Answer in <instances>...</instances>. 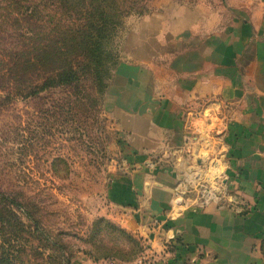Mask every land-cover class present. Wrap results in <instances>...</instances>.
Listing matches in <instances>:
<instances>
[{
  "label": "crops",
  "instance_id": "crops-1",
  "mask_svg": "<svg viewBox=\"0 0 264 264\" xmlns=\"http://www.w3.org/2000/svg\"><path fill=\"white\" fill-rule=\"evenodd\" d=\"M220 10L130 19L105 95L124 171L106 197L159 264H264V0ZM196 152L241 179L223 205L183 199Z\"/></svg>",
  "mask_w": 264,
  "mask_h": 264
},
{
  "label": "rangeland",
  "instance_id": "rangeland-1",
  "mask_svg": "<svg viewBox=\"0 0 264 264\" xmlns=\"http://www.w3.org/2000/svg\"><path fill=\"white\" fill-rule=\"evenodd\" d=\"M117 1L126 14L108 45L103 85L82 74L70 88L51 87L57 18L51 3L0 0V194L6 197L0 199V264H136L145 256V243L106 197L124 171L121 135L105 111V95L130 19L196 6L218 12L224 0ZM43 49L48 58L40 64ZM198 128L210 144L209 126ZM212 162H194L198 170L182 189L188 205H223L238 191L241 179Z\"/></svg>",
  "mask_w": 264,
  "mask_h": 264
},
{
  "label": "trees",
  "instance_id": "trees-1",
  "mask_svg": "<svg viewBox=\"0 0 264 264\" xmlns=\"http://www.w3.org/2000/svg\"><path fill=\"white\" fill-rule=\"evenodd\" d=\"M37 1L51 3L57 15L55 39L49 53L55 68L51 87L71 88L81 81L82 74L95 78L102 86L101 69L110 56L108 45L126 14L123 4L117 0ZM43 56H47L45 49L41 50L39 59L42 61L37 64L44 63ZM29 63L31 60L27 61V66ZM0 199L6 200V197L0 194ZM13 203L21 208L17 202Z\"/></svg>",
  "mask_w": 264,
  "mask_h": 264
},
{
  "label": "water",
  "instance_id": "water-1",
  "mask_svg": "<svg viewBox=\"0 0 264 264\" xmlns=\"http://www.w3.org/2000/svg\"><path fill=\"white\" fill-rule=\"evenodd\" d=\"M214 120H213V123H212V125L209 127L211 130L212 129H214ZM198 130H199V128H198ZM201 131H202V133L203 132H205L204 130H202L201 129ZM208 142V141H207ZM194 155L196 156V158H195V164H196V166L197 167H203V166H206L207 165V163L209 162V160H210V158H209V156L207 155V154H198L197 152L196 153H194ZM188 165V169H187V173H194L195 172V166H191L190 164H187ZM219 162H214L213 163V169H215V168H218L219 167ZM207 183H208V185H210L211 186V183H210V180H207Z\"/></svg>",
  "mask_w": 264,
  "mask_h": 264
},
{
  "label": "built area",
  "instance_id": "built-area-1",
  "mask_svg": "<svg viewBox=\"0 0 264 264\" xmlns=\"http://www.w3.org/2000/svg\"><path fill=\"white\" fill-rule=\"evenodd\" d=\"M215 199L214 194H212L210 199ZM153 255L148 254L147 251L145 252V256L138 260L136 264H159L153 257Z\"/></svg>",
  "mask_w": 264,
  "mask_h": 264
}]
</instances>
